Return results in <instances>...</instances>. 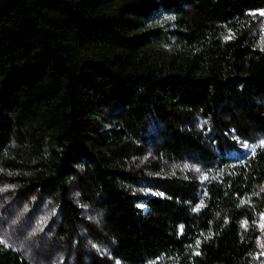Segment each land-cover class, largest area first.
Masks as SVG:
<instances>
[{
	"label": "trees",
	"instance_id": "trees-1",
	"mask_svg": "<svg viewBox=\"0 0 264 264\" xmlns=\"http://www.w3.org/2000/svg\"><path fill=\"white\" fill-rule=\"evenodd\" d=\"M262 9L0 0V264H253Z\"/></svg>",
	"mask_w": 264,
	"mask_h": 264
},
{
	"label": "rangeland",
	"instance_id": "rangeland-1",
	"mask_svg": "<svg viewBox=\"0 0 264 264\" xmlns=\"http://www.w3.org/2000/svg\"><path fill=\"white\" fill-rule=\"evenodd\" d=\"M260 15L264 13V9L258 12ZM264 17V15H261ZM171 19L167 16L157 18L155 23L151 27L163 26L164 28H171L166 25ZM171 49L166 45H157L151 48L150 53L152 57L158 62L163 61L164 56L169 54ZM257 237L254 242V250L251 255L253 264H264V211L260 213L256 220Z\"/></svg>",
	"mask_w": 264,
	"mask_h": 264
},
{
	"label": "snow or ice",
	"instance_id": "snow-or-ice-1",
	"mask_svg": "<svg viewBox=\"0 0 264 264\" xmlns=\"http://www.w3.org/2000/svg\"><path fill=\"white\" fill-rule=\"evenodd\" d=\"M261 15H264V13H261ZM258 146H260V147H264V140H261L260 143H259V145H248L247 143H244V144L242 145V147H244V148H246V149H250L253 155L255 154L256 147H258ZM197 171H199V170L197 169ZM4 190H5V189H0V191H4ZM44 223H45V220L42 218V219L40 220V224L37 225V230H41V231H42V227H41V226H42ZM5 243H6L5 240L0 239V244H5Z\"/></svg>",
	"mask_w": 264,
	"mask_h": 264
}]
</instances>
